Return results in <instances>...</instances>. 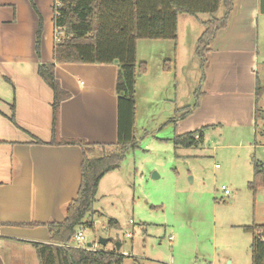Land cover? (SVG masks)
<instances>
[{"label": "crops", "instance_id": "0c3cea01", "mask_svg": "<svg viewBox=\"0 0 264 264\" xmlns=\"http://www.w3.org/2000/svg\"><path fill=\"white\" fill-rule=\"evenodd\" d=\"M36 13L33 17L38 22L35 19V25L26 30L18 0H0V264H39L33 243L51 242L47 223L65 219L63 206L76 198L81 183L82 148L51 144L54 94L37 69L40 63L53 62L56 27L53 23L52 42L46 32L40 34L37 56L35 41L41 19ZM224 14L221 6L214 16L222 18ZM210 18L205 13H179L176 40L137 41L136 58L146 64V71L136 79L135 95L144 87L154 100L162 90L172 88L174 80H180L179 73L183 84L187 73L194 71L195 84L189 88L188 102L179 104L176 95L168 108L173 112L171 120L189 110L185 117L172 120L174 135L205 127L203 143L215 132L228 140L237 139V147L245 149L244 180L248 187L255 158L251 150L264 146L263 121L259 125L263 116L256 119V110L264 112L258 102L264 89V13L259 0H234L226 23L210 40L202 64L196 49L204 22ZM143 51L149 53L147 58ZM165 62L170 70L163 68ZM54 75L69 94L58 106L56 139L116 144L117 63H55ZM163 99L170 101L167 95ZM12 104L14 122L8 119ZM228 181L237 191L236 200L240 192L233 178ZM250 190V204L244 195L241 216L231 225L249 234L251 244L254 235L242 226L264 227V184ZM222 193L231 196L233 191ZM260 237L264 241V229Z\"/></svg>", "mask_w": 264, "mask_h": 264}, {"label": "rangeland", "instance_id": "374dc122", "mask_svg": "<svg viewBox=\"0 0 264 264\" xmlns=\"http://www.w3.org/2000/svg\"><path fill=\"white\" fill-rule=\"evenodd\" d=\"M18 5L24 28L34 26L35 19L38 22L33 17L37 11L41 36L46 32L52 42L55 1L18 0ZM148 54L142 52L145 58ZM194 75L188 72L181 84L179 73L180 80L154 100L144 87L137 91L136 143L124 153L118 168L100 178L92 211L84 219L87 224L77 227L85 243L94 244L90 249L112 250L118 242L125 254L123 264H229L230 259L231 264H251L250 235L231 225L241 216L244 195L250 204L252 191L244 180L245 149L237 147V139L222 138L217 132L204 143L186 148H175L172 140L173 112L168 108L176 95L179 104L188 102ZM175 82L178 85L173 88ZM166 95L170 101L163 99ZM258 102L264 109V89ZM262 116L260 127H264V112ZM251 152L264 162V146ZM230 178L240 192L236 200ZM222 184L233 191L231 196L222 195ZM100 238L109 240L102 245Z\"/></svg>", "mask_w": 264, "mask_h": 264}, {"label": "trees", "instance_id": "16d2710c", "mask_svg": "<svg viewBox=\"0 0 264 264\" xmlns=\"http://www.w3.org/2000/svg\"><path fill=\"white\" fill-rule=\"evenodd\" d=\"M53 23L61 27L66 38L57 42L53 49V62L40 63L37 72L54 94L52 103L51 144L79 145L82 148L81 183L75 199L63 206L65 219L62 222L49 221L50 243H33L39 264H123L125 255L119 250L85 249L68 244L77 227L87 224L84 219L92 211V203L100 178L108 171L118 168L120 160L134 139L136 79L146 71V64L137 61L136 43L140 39L176 40L177 15L205 13L211 18L204 22L205 29L199 37L196 54L202 64L210 40L216 30L224 26L234 0H54ZM34 6V4L32 3ZM223 6L225 14L217 18L214 14ZM40 22V21H39ZM41 24L36 32L35 53L39 56ZM116 62L118 75L116 93L117 143L88 144L82 140L56 139L58 106L69 97L63 91L54 75L55 63H99ZM165 70L170 64L165 62ZM10 83L8 79H5ZM189 110L176 118L185 117ZM262 118V111L256 110V119ZM14 122V104L8 117ZM205 127L183 134H175L173 143L177 147L200 144ZM197 135V137H196ZM264 140V139H263ZM36 142H41L35 139ZM253 176L248 187L255 190L264 184V164L254 157ZM29 224V225H33ZM89 225V223H88ZM242 228L254 236L250 244L251 264H264V241L260 237L263 226L246 225Z\"/></svg>", "mask_w": 264, "mask_h": 264}, {"label": "built area", "instance_id": "2783aa9c", "mask_svg": "<svg viewBox=\"0 0 264 264\" xmlns=\"http://www.w3.org/2000/svg\"><path fill=\"white\" fill-rule=\"evenodd\" d=\"M56 7L59 5L58 2L55 3ZM56 37L57 42H60L61 40L64 39V30L61 27H56ZM197 137V135H196ZM220 189L224 192L225 195L230 194V189L226 185H222ZM88 243H85L84 241V235L81 229L77 230L75 234L73 235V241L68 244H63L64 246H73L76 248H85V249H90L91 247L87 246Z\"/></svg>", "mask_w": 264, "mask_h": 264}, {"label": "water", "instance_id": "95a60500", "mask_svg": "<svg viewBox=\"0 0 264 264\" xmlns=\"http://www.w3.org/2000/svg\"><path fill=\"white\" fill-rule=\"evenodd\" d=\"M259 9H260L261 13H264V0H259ZM108 240H109L108 238L107 239L106 238L105 239L100 238L99 239V243L104 245ZM87 246L91 247L92 244L88 243ZM115 249L117 251L120 249V243H118V242L115 243Z\"/></svg>", "mask_w": 264, "mask_h": 264}]
</instances>
